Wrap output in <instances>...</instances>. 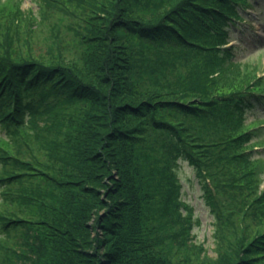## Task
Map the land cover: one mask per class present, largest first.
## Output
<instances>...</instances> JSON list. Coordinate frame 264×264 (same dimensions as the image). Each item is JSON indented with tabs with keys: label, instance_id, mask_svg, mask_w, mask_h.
<instances>
[{
	"label": "trees",
	"instance_id": "16d2710c",
	"mask_svg": "<svg viewBox=\"0 0 264 264\" xmlns=\"http://www.w3.org/2000/svg\"><path fill=\"white\" fill-rule=\"evenodd\" d=\"M36 5L0 0V264H264V74L230 43L251 0Z\"/></svg>",
	"mask_w": 264,
	"mask_h": 264
},
{
	"label": "rangeland",
	"instance_id": "374dc122",
	"mask_svg": "<svg viewBox=\"0 0 264 264\" xmlns=\"http://www.w3.org/2000/svg\"><path fill=\"white\" fill-rule=\"evenodd\" d=\"M21 7H31L35 11L37 9L36 0H21ZM246 16L247 21L242 22L241 27L233 28L232 42L236 45L233 55L235 59L243 62L258 63L259 74H264V0H251ZM255 117H264V103H256L246 114L247 120ZM3 133L0 127V135ZM263 135L264 130L259 136ZM178 176L182 185L181 196L193 207L194 215L198 218V223L192 228L194 239L203 244L208 256L215 258L214 217L203 200V191L195 171L187 162L182 161ZM261 185L264 186V173ZM95 236L93 232V237Z\"/></svg>",
	"mask_w": 264,
	"mask_h": 264
}]
</instances>
